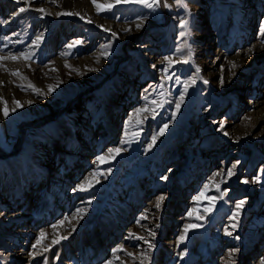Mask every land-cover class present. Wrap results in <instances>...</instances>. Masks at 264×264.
<instances>
[{
	"label": "rangeland",
	"instance_id": "rangeland-1",
	"mask_svg": "<svg viewBox=\"0 0 264 264\" xmlns=\"http://www.w3.org/2000/svg\"><path fill=\"white\" fill-rule=\"evenodd\" d=\"M246 1L0 0V264H264V0Z\"/></svg>",
	"mask_w": 264,
	"mask_h": 264
},
{
	"label": "bare ground",
	"instance_id": "bare-ground-1",
	"mask_svg": "<svg viewBox=\"0 0 264 264\" xmlns=\"http://www.w3.org/2000/svg\"><path fill=\"white\" fill-rule=\"evenodd\" d=\"M43 1V3L44 4H48V5H50L51 3L53 4L51 7H49V9H51V12H53V13H55V14H59V13H63V11H62V9L63 10H65V11H69V9L68 8H70L71 6H74V4H79L78 6H80L81 8H83V9H85V6L86 5H88L87 3H85V4H81L82 3V1L83 0H55V2H52V0H42ZM89 2H91L92 3V0H89ZM108 2L109 3H111L110 2V0H108ZM246 4L249 6L250 5V0L249 1H246ZM54 7H56V9L54 8ZM92 10L93 9H91V12H92ZM95 10L97 11V9L95 8ZM95 12L94 13H92V17H95ZM98 16V15H97ZM97 18V17H96ZM115 26V25H114ZM114 26H112V25H107V29L109 30V31H113V30H116L115 29V27ZM35 41V40H34ZM38 44V43H37ZM105 45L104 44H100L99 45V48L101 49V48H103ZM255 47V46H254ZM248 50V49H247ZM251 50V49H250ZM259 50V48H255V49H253V50H251V51H258ZM251 51H249V52H247L246 54H244V55H240V56H238L237 57V59H235V61H233V62H231L230 64H229V67H230V69H231V71H236V70H238L239 68H241L242 67V65H245L246 63H248L249 61H250V56H251V54L253 53H251ZM219 54H218V56H217V58H216V61L217 60H219ZM245 63V64H244ZM233 64H235V67H233ZM222 67V66H221ZM222 70V69H221ZM14 88H16V87H14L13 86V84H10V83H7V82H4V83H0V107L1 106H3L4 107V102L8 99V97H9V94L11 93V92H13L14 91ZM18 91V90H17ZM18 95V94H17ZM20 96V95H19ZM18 96V97H19ZM12 101V100H11ZM8 103V102H7ZM255 104V103H254ZM256 105V104H255ZM0 109H2V108H0ZM261 117H260V120H264V114H262V115H260ZM70 119V118H72V119H75L76 120V118H74V115L73 116H68V117H66V119ZM65 119V118H64ZM259 121V120H258ZM257 121V122H258ZM14 122H16V121H14ZM73 125V124H72ZM256 125H257V123H256ZM262 128H264L263 126H262ZM68 129V134L69 135H71L73 138H74V132H73V127H71V129L70 128H67ZM81 148H84L83 146H81ZM85 148H87V146H85ZM84 148V149H85ZM90 151V150H89ZM83 153V152H82ZM91 153V152H90ZM52 169V168H51ZM50 170V169H49ZM48 170V171H49ZM53 171V170H52ZM35 194H37V193H35ZM32 197V196H31ZM31 197H29V199H32ZM33 200V199H32ZM3 212V211H2ZM5 214V213H4ZM26 214H12V215H9V219L8 220H5V225L6 226H8V227H11L12 229L9 231V233L7 234V235H2V237L1 238H5V239H7V240H9V244L10 245H14V244H18V243H20L19 242V240L20 239H23V240H25V237H26V235H27V232L25 231V227H16V228H13L12 227V224L16 221V220H18L19 221V223L22 225V223L24 222V220H25V218H26ZM2 218V217H1ZM4 221V220H3ZM4 241H6V240H4ZM8 244V242H6V245L7 246H9V247H12V246H10ZM26 247V248H25ZM28 248V250L27 251H25L26 249ZM30 249V250H29ZM18 252H20V253H24L25 254V257L24 258H26V257H28V256H30V253H31V247L29 248V245H26L25 243H24V245H23V250L22 249H20ZM28 259V258H27Z\"/></svg>",
	"mask_w": 264,
	"mask_h": 264
},
{
	"label": "snow or ice",
	"instance_id": "snow-or-ice-1",
	"mask_svg": "<svg viewBox=\"0 0 264 264\" xmlns=\"http://www.w3.org/2000/svg\"><path fill=\"white\" fill-rule=\"evenodd\" d=\"M18 2H19V0H18ZM24 2H25L26 4H28L29 6H31V0H24ZM52 2H55V0H52ZM92 2H93V4L95 5V7H96V9H97L98 12H99V11H104V10H111V9L114 7L113 4H108V5H101V4H98V3H96V0H92ZM121 2H122V0H116V3H121ZM124 2H127V0H124ZM135 2L140 3V4H143L146 8H148V9H152V10H155V9H157L158 7L161 6V0H135ZM177 3H182V0H177ZM163 6H164V7H171V5L167 4L166 0H164ZM184 7H187V5L185 4ZM24 11H26V8L21 7V8L18 9V12L15 13V15H19L20 13H23ZM36 11L43 13V12H45V9H43V8H38V9H36ZM60 14H61V15H77V16L80 15L79 13H71V12H65V13H60ZM81 18H83V17H81ZM89 22H91V21H89ZM139 27H141V25H140V24H137V28H139ZM180 27H181L182 29H184V31H182V32L180 33L181 37L187 36V35L189 34V33H188V30H187V28H188V22H187V20H182L181 23H180ZM105 31H108V29H105ZM112 35L115 36L116 34H115V33H112ZM260 35H261V36H264V24H262V26H261V29H260ZM81 43H83V42L77 40V41H74L73 43L69 44L68 47H69V48H72V47H74L75 45H78V44H81ZM105 47H109V46L106 45ZM178 51H179V49H178ZM188 55H189V56L192 55L191 51H189ZM5 58H7V57H5ZM11 58H12V59H16V57H11ZM165 59H166V60H169V63H171L170 58L166 57ZM185 62H187V61H185ZM233 67H235V64H233ZM197 71H199L198 68H197ZM13 74H14V75H18L19 73H13ZM191 82L194 83V82H195L194 79H193ZM185 83L187 84L188 81H186ZM204 83H208V81L205 80ZM50 90H51V89H50ZM37 93L39 94V90H37ZM16 103H17V106H21L20 103H19V101H17ZM177 108H179V105H177ZM13 111H15V109H13ZM4 115H5V116L8 115L7 102H5ZM221 127H222V125H221ZM224 135L227 136L228 133H227V132H224ZM153 139H155V137H153ZM113 151H114V152H118L119 149H113ZM99 159L103 160L104 158H103V157H100ZM233 167H235V165H234ZM227 174H228V175H232L233 173H232L231 171H229ZM163 179L166 180L167 177L165 176V177H163ZM244 183H248V181L245 180ZM81 190H85V189L82 188ZM163 199H164L163 197H160V200H161V201H162ZM242 203H243V202H241V204H242ZM241 204H238V205L236 206L237 209H239V208L241 207ZM156 207L159 208L160 205L157 204ZM186 232H187V228L185 229V233H186ZM42 235H43V234H42ZM152 235H155V233L153 232ZM228 235H231V233H228ZM236 238L239 239V237H236ZM141 239H142V238H141ZM183 239H184V237H181V240H183ZM37 243H39V241H37ZM149 247H154V245L149 244ZM238 250H239V249H235V251H238ZM129 255H131V254H129Z\"/></svg>",
	"mask_w": 264,
	"mask_h": 264
},
{
	"label": "built area",
	"instance_id": "built-area-1",
	"mask_svg": "<svg viewBox=\"0 0 264 264\" xmlns=\"http://www.w3.org/2000/svg\"><path fill=\"white\" fill-rule=\"evenodd\" d=\"M64 170V169H63ZM63 170L61 171V173L63 172ZM62 176H65L64 175V172H63V174H62ZM61 176V177H62ZM45 183L40 187L41 189H42V191H41V193H38V195H37V197H38V199L35 201L34 200V204H28V206L26 207L27 209H25V212H27V211H29L28 209H30L31 207H34L35 205H37V203H39V202H41L42 201V199L44 198V194L45 193H48L47 191H46V189H47V186H48V183H46V182H50V179L48 180V181H44ZM22 195H23V193H22ZM24 196V195H23ZM21 198H23L22 196H21ZM22 200V199H21ZM52 204H53V202H49L48 203V205H50V206H47V207H45L44 209H41L40 210V212L42 213V214H44V215H42V218L44 219V217L46 216V215H51V217H54V216H56V214L58 213V211H59V208L57 207L58 205H57V203H55L54 205L55 206H52ZM58 210V211H57ZM40 212H39V214H40ZM29 214H31V213H29ZM30 216V215H29ZM34 221H35V218L33 219Z\"/></svg>",
	"mask_w": 264,
	"mask_h": 264
},
{
	"label": "trees",
	"instance_id": "trees-1",
	"mask_svg": "<svg viewBox=\"0 0 264 264\" xmlns=\"http://www.w3.org/2000/svg\"><path fill=\"white\" fill-rule=\"evenodd\" d=\"M48 118H49V117H48ZM48 118H47V116H44V117H42V118H40V119H41V120H45V119L47 120Z\"/></svg>",
	"mask_w": 264,
	"mask_h": 264
},
{
	"label": "water",
	"instance_id": "water-1",
	"mask_svg": "<svg viewBox=\"0 0 264 264\" xmlns=\"http://www.w3.org/2000/svg\"><path fill=\"white\" fill-rule=\"evenodd\" d=\"M22 194V193H21ZM20 200H21V197H20Z\"/></svg>",
	"mask_w": 264,
	"mask_h": 264
}]
</instances>
